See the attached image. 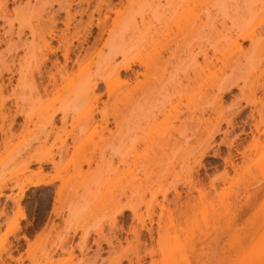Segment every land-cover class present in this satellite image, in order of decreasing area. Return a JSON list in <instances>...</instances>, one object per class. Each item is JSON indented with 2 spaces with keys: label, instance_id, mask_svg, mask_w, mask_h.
I'll list each match as a JSON object with an SVG mask.
<instances>
[{
  "label": "rangeland",
  "instance_id": "1",
  "mask_svg": "<svg viewBox=\"0 0 264 264\" xmlns=\"http://www.w3.org/2000/svg\"><path fill=\"white\" fill-rule=\"evenodd\" d=\"M154 1L157 2L0 0V102L5 104L0 109V264H202L192 254L201 250L212 255L208 258L213 264H219V257L224 258L223 264H244V258L247 260L253 252L264 250V123L259 124L260 133H257L249 124L252 118H247L251 110L255 120L260 115L264 117V104L262 107L260 104L264 101V92L262 86L258 87L264 80V59L260 70L250 72L252 60L260 61L264 47L259 45L262 48L257 47L259 52H256L249 41L240 40L245 52V59L239 56L240 60L230 50V40L225 42L233 29L239 27L238 22L241 28L264 36V0H238L226 15L210 7L212 19L221 29L211 42L218 44L221 51V55L217 53L220 58L216 68L223 69L229 62L226 64L229 69L230 63L238 60L241 63H235H239L240 70L233 65L231 68L236 75H247L243 92L232 87L222 95L219 109L225 116L232 113L228 115L233 118L232 124L222 121L217 126L214 122H199L208 115L214 116V111L206 107L200 114L195 110L200 98L204 100L199 94L191 97L199 90L198 84L190 88L188 99L183 98L172 110L166 107L165 113L155 118L143 111L139 92L128 101L134 86L152 85L149 83L154 78V61L167 55V43L159 44L157 36H161L154 29L140 33L148 25V19L154 21L151 18ZM125 17L127 20L123 21H132V18L135 21L136 28L127 29L130 33L125 27L121 32V26L113 25V20ZM98 19L105 21L103 32L96 26ZM235 19L238 27L233 24ZM228 26L235 28L230 32ZM223 32L230 33L220 37ZM234 32L230 36H235ZM52 33L56 34L54 38ZM110 35L117 42L122 36L120 42L131 45V59L142 56L152 65L147 73L137 62L131 70H122L120 78L128 82L112 80L111 84L109 81L115 94L108 100L102 95L97 103V110L105 106L108 113L114 108L123 111L122 124L130 135H137L133 144L119 134L110 116L108 126L113 130L112 135L104 132L89 139L88 124L81 138L73 137L78 133L77 126L83 127L84 119L80 115L77 122L79 115L70 111L64 102L70 94L82 93L81 88L73 87L69 94L64 85L72 86L82 72L93 78H99L104 72L103 58L113 54L109 53ZM64 37L71 43L69 61H66L69 71L63 74L68 83L63 82L56 70L64 62L62 53L66 42L64 45L60 42ZM94 38L98 42L93 45ZM45 43L56 48L55 52H50ZM76 59H79L78 65ZM115 60L120 62L122 57L116 56ZM226 67L229 73L231 68ZM254 72H257L255 76ZM52 75L59 91L49 92ZM34 87L38 94L33 92ZM43 87H47L46 92ZM100 89L104 90L103 83ZM207 92L208 99L211 92ZM14 96L23 99L16 98L21 112L25 113L14 114ZM259 104L258 114L254 106ZM63 109L68 110L64 124L61 123ZM52 113L55 114L53 126L47 120ZM194 114L196 118L199 116V121H194V117L184 120ZM99 119L100 115L95 113L94 121L99 123ZM171 126L175 130L170 131V144L196 146L193 155L171 153L166 150L168 147L157 145L161 140L158 137ZM217 127L219 132L209 138L206 132ZM64 128L69 135L64 134ZM256 135L258 138L253 139ZM120 146L128 151L124 162H121ZM34 158L51 162L38 163ZM27 176H43L51 183L28 187L17 202L20 187L27 184ZM119 210L121 214H117ZM158 218L166 232L163 240L158 237ZM149 226L153 231L150 239L146 231ZM134 230H141L140 237ZM165 251L174 253L177 260L166 259ZM149 252L153 254L150 256ZM184 253L188 255L186 262L179 260Z\"/></svg>",
  "mask_w": 264,
  "mask_h": 264
},
{
  "label": "bare ground",
  "instance_id": "2",
  "mask_svg": "<svg viewBox=\"0 0 264 264\" xmlns=\"http://www.w3.org/2000/svg\"><path fill=\"white\" fill-rule=\"evenodd\" d=\"M162 2L160 0H157V2L154 1V5H152V7H153L152 8V16L153 15L154 16L151 18L152 19L154 18L155 24L153 23L154 21H150V19H148L149 21L146 22V23H148V25L144 26L142 31L140 30L141 32L140 31L139 32L140 33H143L146 31L149 32L152 29H154L156 31V34L157 35L160 34V36H161V37L157 36L158 39L160 38V41H158L159 44H161L162 41H166L167 47H168L167 55L165 57H157V59L154 61V64H155L154 72H153L154 78H152L151 82L149 83L152 85L147 86L148 83H146L143 86V88H141L139 86H134L132 88L131 93L128 96L129 97L128 101H132L137 96V93L139 92L140 93L139 97H140V99L143 100V101L141 100L143 111L145 112V114L148 117L152 116V118H155L157 114H162V113L164 114L166 111L165 110L166 107L169 106V110H172V109L176 108L178 106V104L181 103L183 98L188 99L190 88L193 87L194 84L195 85L198 84L197 89H199V90L198 91L196 90L193 94H191V97L199 94V97H204V100H203V98H200L201 102H198V104L195 106V108H196L195 110L199 111L201 114V112H203L204 109L206 107H208L209 109H212L214 111V116L210 117L208 115L207 119L204 118L205 119L204 120L202 118L203 121L202 120L199 121L200 118H199V116H197L198 118H196V116H195L196 113H195L192 116L187 115L184 120H186L187 118H190V117L191 118L194 117V118H196V119H194V121L198 120L199 122H202L203 124L214 122V125L217 126L220 124V122L224 121V122H226L227 125H231L233 118L228 116V115H231L232 113L231 114L229 113L228 115L225 116V115H222L223 112L220 111L222 95H224L225 92L230 91L232 87L238 88L239 92H243V90L246 86V83H247V81H246L247 75H244V73H242V72L241 73L243 75L242 74H240V76L236 75L234 69L231 68L232 65H233V67L234 66L237 67V65L239 63H241L238 60H235L234 63L233 62L230 63L231 64L230 65L231 70H229L230 68L228 69V67H226L229 64V62L226 63L227 65L225 64V67L229 70L228 71L229 73H227V71L225 70V67L223 69H221L220 67L216 68V67H218L217 66L218 65L217 64L218 58H220V57H217V53H219V55H221L220 54L221 51L219 49V46H216V45H218V44H216L217 42L215 43L216 45H212L211 42L214 40V38L215 39L217 38L215 36L218 34V30L220 31L221 29L217 28V26L215 24L217 22H214L215 21L214 18L212 19L213 16L210 13L211 12L210 7H214L215 10H217L216 12H219L222 15H226L224 13H228L227 11L230 10L229 9L230 7L232 8V5L235 7V5H237V3H238V0H162ZM190 4H192L193 7H190L191 6ZM188 5H190V6H188ZM212 5H214V6H212ZM104 17L106 18V16H104ZM123 19L125 20L126 17L122 18V20L120 19V21H119V19H117V21L113 20V22H115L113 25H115L116 27L121 26L120 28L118 27L120 29V31L122 30L121 32H123L124 29L126 31H129V30H133L134 28H136L135 21L133 18H132V21L128 18L129 19L128 21H130V22L123 21ZM143 21H144V19H143ZM234 22H233V24L235 26L237 24L236 19L234 20ZM238 24H239V27H238V25L235 26L238 28H235L233 26L235 28V30L233 29V32L235 31L234 32L235 36H233L234 34L230 36V34L233 33L230 31V30H232L233 27H231V29H230L229 26H228L229 30H227V31H230L231 33L228 32V33H230L228 36H227L228 33L224 34L225 32L222 33L223 35L220 34V37L225 36V35L227 36V38H226L227 40L225 39L226 43H227V41L229 42V40H230V43H228L230 50L235 51L237 58L239 56L243 57V55L245 54V52H243V50L241 49L240 40L241 41H244V40L249 41L250 46L253 49L255 48V50L257 49V47H259V48L264 47L263 46L264 45L263 44L264 43L263 42L264 36L257 33L255 30H251V29L245 28V27L241 28L240 27L241 25L239 22H238ZM222 25L226 26V24L225 25L222 24ZM65 26H68V25L66 24ZM96 26L100 29V31L103 32V30L105 28V21H103V20L99 21V19H98ZM220 26H221V24H220ZM122 27H125V28L122 29ZM224 28H227V27H224ZM224 28H222V29L224 30ZM127 29H129V30H127ZM224 31H226V30H224ZM31 32H33V31L31 30ZM130 32L131 31H129V33ZM86 33H87V31H86ZM62 35H65V34L63 33ZM100 35H98V36H100ZM54 36H56V34L52 33L51 37L54 38ZM120 37L123 38L122 36H120ZM225 37H222V38H225ZM65 38H67V37H64V40L60 39L61 43L64 42L63 45L66 42V46L64 45V47H63L64 50L62 53L64 62L62 63L61 66H57L56 70L57 71L59 70L58 73L61 74L60 76L63 79V82L68 83V82H66V79L63 77L64 76L63 74H65L69 71L68 66L66 65V61H69V52H70V46H71L70 44L71 43L69 41H67V39L65 40ZM96 38H94V41L96 40ZM121 38H119V41L117 42L116 39L113 38V35L112 36L110 35L109 40H111V41L109 42V40H108V43H109L108 46L110 49L109 53L110 54L113 53V54L111 56L105 55V59L103 58L104 61L101 60L102 64H103L101 67L104 69V72L102 71L103 73L100 75L99 78H97V77L93 78L91 75L86 74L85 72H82L80 74L78 80L74 84H72V86H70L71 84L64 85V87H67V91L69 94L72 92L71 90L73 87L74 88L79 87L82 89V93L80 95L70 94V97H72V98L69 97L67 100L64 101V102H66V106L68 105V107H69L68 109H70V111L79 115L77 122H80V115H82V118L84 119V123L81 122L83 127L80 128L81 126L78 125L77 126V128H79L78 133L76 136L72 135L73 137H76V138L78 137V139L81 138L82 133L88 124H90V132H91V134L88 136L89 139H92L93 135H99V134H102L104 132H107L108 134L112 135L113 130H111L110 127L108 126V123H109L108 116H110L112 118V122L114 124V127L116 129H118V132L121 136H123L124 138H129L131 140L132 144L137 139L136 138L137 135H130V132H128L127 129L122 124V123H124L125 118H124V115L122 113L123 111L121 109L114 108V109H112V111L110 113H108L107 112L108 110L106 109V107L103 106L101 108V110H97V103H98V101H100L102 95H106L107 100H108L109 98H111L115 94L110 83L112 84L113 81H115V82L120 81V83H122V84L124 82H128L127 79L122 80L120 78V73L122 70H125V71H127L129 69L131 70V66L135 62L139 63V65L144 66L146 73L149 72L151 69V66H152L151 62H149V61L145 62L143 60L142 56H137V57L131 59L132 55H130L131 52L129 50L131 45L130 44H129L130 46L124 45V43H122L124 41L120 42L122 40ZM112 39H113V41H112ZM97 40H99V37L97 38ZM97 42L96 41L93 42V45L96 44ZM222 42H223V40H222ZM225 42H223V43H225ZM261 42H262V45H261ZM68 43H69V45H67ZM80 43H81V41H80ZM45 44L48 47V50L50 52H55L56 48L51 47L49 43H45ZM207 44H209V45L211 44L210 46H212V47H208ZM59 45H62V44H59ZM105 45H107L106 42H105ZM221 45H220V48H221ZM227 45H226V47H227ZM259 45L262 47H260ZM222 46H224V45H222ZM229 47H228V49H229ZM210 48H211V51L209 50ZM221 50H222V48H221ZM257 51L258 50H256V52ZM263 51L264 50L262 48L261 52H263ZM228 52H229V50H228ZM116 56H121L122 60L120 62H116V60H115ZM259 56L260 55L258 54V57ZM254 57L255 56H253V58ZM227 58H228V56H227ZM259 58H261L259 62L257 61V58H256V60H252V62L250 60V62H251V65H250L251 70L249 69L250 72L253 69L254 70L255 69L260 70L262 68L261 61L264 59V54L261 55V57H259ZM199 59H201V60H199ZM241 59L242 58H240V60ZM243 59H245V58L243 57ZM78 61H79V59H78ZM78 61H77V59L75 60V63H77L76 65H78ZM236 61H238L239 63L238 62L235 63ZM250 62H249V64H250ZM223 66H224V64H223ZM102 68H100V69H102ZM217 69H219L218 70L219 72L216 71ZM237 69H239V66L237 67ZM217 72L220 74H218ZM255 73H257V72H254V76H255ZM134 77H136V76L134 75ZM54 79H55L54 75H52L51 79H49V81H51V86H52V88L49 92H53L55 90H57V91L60 90L59 86L56 84V81ZM109 81H110V83H109ZM239 81L242 83V85H240ZM100 83L101 84L103 83V86H104L103 91L100 89ZM9 84H10V81H9ZM260 86H262V89L264 92V80L262 81L261 85H259L258 87H260ZM195 87L192 89L194 90ZM0 88H1V85H0ZM46 90H47V87H43V91L46 92ZM207 90L211 92V93L209 92L211 94V97L208 99H207V97H208ZM190 91H192V90H190ZM33 92H36V94H38V90L36 89V87H34ZM196 92H198V93H196ZM200 94H202V95L200 96ZM38 96L40 97V95H38ZM150 96H152L153 99L150 98ZM14 97H15L14 99L18 98V100H23V99H20L18 96H14ZM18 100L16 99L14 101L15 102L14 107L16 106L15 107L16 109L14 108L15 109L14 114H21L22 112L25 113L24 110L21 112V109L19 108L20 102ZM235 103H237V102H235ZM103 104H105V102H103ZM166 104H168V105L166 106ZM260 104L262 107V104H264V101ZM260 104L257 105V107H256V105L254 106V109H255V111L257 110L256 112H258V114H259V112H261L259 110ZM62 105L65 106V103ZM150 106H152V107H150ZM3 108H5V104L0 102V109H3ZM253 111L254 110H251V112H249V115L247 116V118L253 119V120L251 119L249 124L253 125V127H254L253 130H255L257 133L258 132L260 133L259 124L261 122L264 123V117H262L260 115L259 120H255ZM192 112H194V110ZM241 112L242 111H239L238 114H240ZM95 113H98L100 115L99 123H96L94 121ZM14 114H13V116H14ZM217 114H220V116L219 115L217 116ZM67 115H68V110L66 111L63 109L62 110V117H61V123L62 124L65 123V117ZM47 120H48L49 124L51 126H53L54 120H55V114L54 113L50 114L47 117ZM215 120H216V122H215ZM181 122L183 123V121H181ZM192 122H193V119H192ZM180 127H182V124ZM180 129L181 128H178L177 130H178V133L181 135L182 133H181ZM171 130H175V127L171 126L170 129L168 127L167 133L160 135L158 137L159 139H161L160 141H159V139H157L160 143H158V141L156 140L155 144L158 143L157 144L158 146L160 144V147H165L164 149H166L168 147V149H166V150H169L171 153L176 151V152L183 154L185 156L186 155L189 156L190 154L193 155V150H194V147L196 148V146L191 147L190 145H187V146L185 145L183 147L182 143L179 145L170 144V141H171L170 140V136H171L170 131ZM63 132H64V134L69 135V132H67L65 130V128L63 129ZM75 132H77V130ZM217 132H219L218 127L215 129L213 128L211 131L206 132V134L209 136V138H211ZM256 132H255V134H256ZM251 133H254V132H251ZM73 137H71V138L74 140ZM96 138H100V139L104 140V138H101V137H96ZM252 138L257 139L258 136L257 135L254 137L252 136ZM161 142H163L162 143L163 146L161 145ZM132 148H133V145H132ZM161 149L163 152H165L163 148H160V150ZM119 150H120V155H121V162H124L125 161L124 155L127 154L128 151L125 150L121 146L119 147ZM33 160L38 162V163H42L43 161L51 162L49 159L47 160V159H42V158H34ZM87 164H89V163L87 162ZM65 167L66 166H63V168H65ZM26 179H27V184L24 185V187H20V196L17 199V202H19V200L22 198L24 192L26 191V189L28 187H38L40 185H48L51 183L50 180L45 179L43 176H37L35 178L31 177V176H27ZM129 181H131V180H129ZM130 184L132 185V187L134 189L135 187L133 186V183H130ZM128 185H129V183H128ZM131 191H132V189H131ZM59 193H60V191H59ZM163 197H165V193H163ZM158 205L161 206L162 204H158ZM130 208H131V210H133L132 206ZM161 208H163V206ZM121 213H122V210H119L117 212V214H121ZM134 215H135V212H134ZM158 219H159L158 220V237H159V240H163L164 237H166V232L163 231L164 229H162V227L160 226V222H159L160 218H158ZM146 231H147L148 237L150 239V237L153 236L152 235L153 234L152 233L153 232L152 226L146 227ZM140 232H141V230L140 231L134 230V234H136L137 236H139ZM23 238L25 239L26 237L23 236ZM26 240H27V238H26ZM259 252L260 253H258V251H255V252H253L252 255H250V256L247 255L249 257L245 256V257H247V260H246V258H244L245 259L244 264H264V250H262V252L261 251H259ZM149 253H150V256L153 254V252H149ZM224 253H225V251H224ZM192 254L195 257V259L198 260V262H202V264H209V263L213 264V262H210L209 261L210 259L208 258V256L210 257L212 255H210L209 253H207L203 250H201L199 252H193ZM163 255L166 259L171 260L173 262L177 260L174 253H172L171 251H165ZM187 259H188V255H187V253H184L183 255L180 256L179 260L186 262V261H188ZM214 259H216V258H214ZM219 259H220L219 264H223V262L226 263L225 260H223L224 258L219 257L218 260ZM129 261H128V263H129ZM207 261L209 263H207ZM151 262L153 263V260ZM215 263H217V261Z\"/></svg>",
  "mask_w": 264,
  "mask_h": 264
}]
</instances>
